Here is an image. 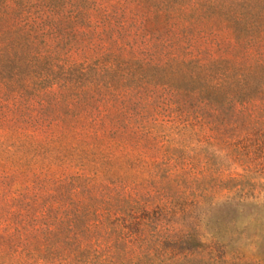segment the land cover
Wrapping results in <instances>:
<instances>
[{
	"label": "trees",
	"instance_id": "obj_1",
	"mask_svg": "<svg viewBox=\"0 0 264 264\" xmlns=\"http://www.w3.org/2000/svg\"><path fill=\"white\" fill-rule=\"evenodd\" d=\"M0 264H264V0H0Z\"/></svg>",
	"mask_w": 264,
	"mask_h": 264
},
{
	"label": "rangeland",
	"instance_id": "obj_2",
	"mask_svg": "<svg viewBox=\"0 0 264 264\" xmlns=\"http://www.w3.org/2000/svg\"><path fill=\"white\" fill-rule=\"evenodd\" d=\"M251 227H253V226H251Z\"/></svg>",
	"mask_w": 264,
	"mask_h": 264
}]
</instances>
